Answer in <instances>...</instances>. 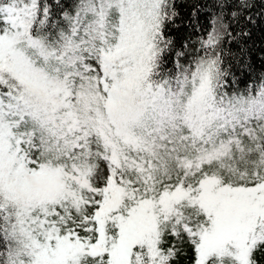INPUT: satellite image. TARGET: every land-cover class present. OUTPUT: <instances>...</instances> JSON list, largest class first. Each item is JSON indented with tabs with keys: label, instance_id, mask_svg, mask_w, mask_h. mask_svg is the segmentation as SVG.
I'll use <instances>...</instances> for the list:
<instances>
[{
	"label": "snow or ice",
	"instance_id": "1",
	"mask_svg": "<svg viewBox=\"0 0 264 264\" xmlns=\"http://www.w3.org/2000/svg\"><path fill=\"white\" fill-rule=\"evenodd\" d=\"M258 24L264 0H0V264H264Z\"/></svg>",
	"mask_w": 264,
	"mask_h": 264
},
{
	"label": "trees",
	"instance_id": "2",
	"mask_svg": "<svg viewBox=\"0 0 264 264\" xmlns=\"http://www.w3.org/2000/svg\"><path fill=\"white\" fill-rule=\"evenodd\" d=\"M203 2V0H202ZM211 9L208 10L209 15H211ZM252 36L250 39H248L247 44L249 47L253 50V56L255 57V64L257 71L251 73V78H247L246 76H242L239 71H237L236 76L238 79L241 80H247L248 84H251L256 78L260 75L261 71H264V69H261L260 60L259 57L261 55H264V52H261V49L264 48V26L257 25L254 26L252 29ZM196 36L192 37V40H196ZM246 71V70H245ZM237 87H243V84L236 85Z\"/></svg>",
	"mask_w": 264,
	"mask_h": 264
}]
</instances>
